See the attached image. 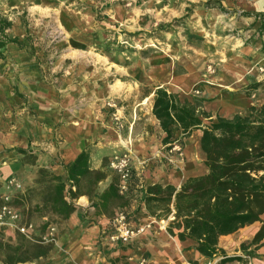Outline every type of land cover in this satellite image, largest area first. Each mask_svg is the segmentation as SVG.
I'll list each match as a JSON object with an SVG mask.
<instances>
[{
  "label": "rangeland",
  "instance_id": "1",
  "mask_svg": "<svg viewBox=\"0 0 264 264\" xmlns=\"http://www.w3.org/2000/svg\"><path fill=\"white\" fill-rule=\"evenodd\" d=\"M221 1L0 0V17L12 21L8 34L22 41L21 45L9 43L4 49L6 57L0 58V156L5 155L0 158V204L4 195H11L23 211L22 223L34 224V242L52 246L46 256L19 264H110L101 260L95 241L78 245L80 231L70 229L67 220L43 206L45 184L34 181L28 186L22 172L4 173V167L16 160L36 163L38 155L48 151L47 132L55 133L59 145L64 142L65 127L66 132L84 127L92 137V150H104L108 173L112 155L130 147L113 143V130L127 138L125 132L133 120L137 119L138 130L146 127V104L137 110V118L131 113L148 88L164 82L165 77L182 83L193 72L190 87L180 92L201 105L219 100L226 92L247 94L254 105L262 101L264 78L257 89H248L258 83L253 80L247 86L236 81L232 90L221 92L216 86L226 70H233V61L243 58L235 50L243 31L234 26L231 15L219 9ZM245 1L224 0L223 7L241 9ZM257 71L264 77V63ZM118 81L124 84L120 90H116ZM200 92L203 96L196 95ZM37 105L49 109L40 111ZM161 135L158 131L153 139L159 141ZM175 137L172 144L160 143L157 149L145 150L144 146L140 155L130 148L135 171L142 172L140 158L168 170L179 164L185 156L184 143L178 140L179 131ZM27 140V152L19 153L17 148ZM12 176L22 183L21 189L8 186ZM91 183L88 178L82 186L89 189ZM140 195L135 191L128 205L136 209ZM161 220L169 225L171 219ZM52 226L56 227L55 239L42 242ZM12 231L4 233L6 241L21 236L18 230ZM67 237L75 240L64 241Z\"/></svg>",
  "mask_w": 264,
  "mask_h": 264
},
{
  "label": "crops",
  "instance_id": "2",
  "mask_svg": "<svg viewBox=\"0 0 264 264\" xmlns=\"http://www.w3.org/2000/svg\"><path fill=\"white\" fill-rule=\"evenodd\" d=\"M223 1L221 2L225 5ZM239 6L241 9L228 8L229 12L224 13L231 15L230 20H233L234 26L243 31V36L241 35L242 37L238 38L235 43V50L241 51L240 55L243 56V58L241 57L239 61H233L234 66L231 67L233 69L232 71L227 73L226 71L228 70H226L224 72L222 82L216 84V86L220 88V92L225 89L232 90L231 86L235 84L236 81L239 82L238 84L241 83V85L244 84L245 86L252 80L258 82L259 86L263 85L262 81L264 77L259 76L257 70L258 65L264 63V29L261 27L264 23V18L257 15V13L264 12V0H249L248 2L246 0L244 4L241 3ZM164 79V82H157L152 87L148 88V92L144 93L141 98L142 100L136 104L135 113H131V116L134 115V118H137V110L142 109V106L146 104L147 115L145 116L146 120H148V123H145L146 127L144 126V128H142L143 130H138L139 124L136 125L137 119L133 120V122L130 123L129 129L125 132L127 138L123 137L121 133L114 129V134H112L113 143L128 145L130 147L127 151L133 148L138 151L136 153L139 155L144 146L146 150L157 149L158 146L161 145L160 143H162L165 132L162 130L158 119L154 116L152 111L156 98L155 91L159 87H165L170 92L178 93L182 99L187 98L191 102H196L193 97H183L180 92L190 87L192 80L195 79L193 72L188 76L187 80L182 83L170 77H165ZM123 85L121 81H118L116 90H120ZM135 92L138 93V91ZM226 93L228 94H226V96H221L219 100L205 101V104L202 105L203 109L212 114L210 118H204V123L209 124L211 119L215 121L218 114L225 117H231L236 113L243 114L245 109L248 110L250 106L254 105L253 102L250 103V97L247 94ZM196 95L203 96L201 92ZM263 102L264 96L262 97V101L255 105L260 106ZM40 106L37 105L40 111L49 109L46 105L45 108H40ZM219 108H222V112L218 111ZM83 128L84 127H79L66 132L65 127L64 142L59 145L57 144L55 133L53 131L47 132L46 135L48 139L46 141L48 144V151L44 153L43 156L39 154L36 163H24L22 160H16V162L6 165L4 167L5 175H12L14 171L22 172L23 178L26 180V185L28 184L29 186V184L32 185L34 181L35 184H37L36 180L39 176V169L45 167L55 174L62 176L65 180L67 176L65 165L74 161L83 149L91 147L90 139L92 137H89L88 133H86V130ZM158 131H160L162 135L160 140L156 141L153 139V135ZM177 131H179L178 128H176V132ZM136 133H138L137 137L133 136V134L136 135ZM42 134L43 133H41V135L38 134L39 136L37 135V139H41ZM201 135L202 129L198 128L193 130L190 137L184 139L185 156L180 160L179 164H175L174 167L169 170L164 166L155 165L152 161H150L151 165L147 162L148 159L140 158L138 161L142 167V172L139 173L135 171L134 162H132V182L129 191L125 194L119 191L118 175L112 170L108 173L107 171L105 172L103 160L105 156L104 150L93 149L92 151L94 152L91 154L90 162L91 170H101L106 176L97 183L91 184L89 189L84 188L82 183L88 180L89 177H91V182L94 181L93 175L83 177L80 181L79 190L82 193L74 199L76 209L70 217L65 219L70 229H78L80 231L76 243L86 246L87 242L93 241L94 244L96 242L98 246L95 245V247L98 249V253L103 255L101 260L107 259L110 264H136L140 257H146L148 259V264H264V244L259 245V247L254 250L255 256H250L246 251H242L241 249V244L243 242L249 243L261 227L264 226V213L260 221L245 225L233 233L221 235L219 239V248L222 249L224 253L218 252L214 257H209L205 256L197 249L195 240L191 238L181 240L177 236L170 234L167 230V221L157 219L150 215L141 199V195L139 205H137L136 209L132 204L131 206L128 205L135 191L141 194V189L149 184L158 182L164 185L173 184L179 188L187 178L206 174L208 172V167L205 164L206 154L201 148ZM145 138L149 140H145ZM28 145L29 140H27V143H23V147L21 148L26 149ZM30 148L34 149L33 146H30ZM34 150H39V147H36ZM4 156L5 155L2 157L0 156V158L5 159ZM146 166L148 167L146 168ZM7 168L10 170H6ZM111 183L115 184L122 198L111 199L109 203L102 205L101 195ZM70 185L71 182H67L65 195L68 200H70L68 193ZM72 188L76 190V186L73 185ZM38 206L41 207L40 203H38ZM121 209L127 211L131 224L138 225L151 222L152 225L145 233L137 236L129 243H112L108 241L107 236L112 230L113 217ZM20 210L22 211L21 208ZM11 229L13 230L11 226H6L3 227L1 231L7 234L12 231ZM64 239V241L70 240L71 242L75 240L72 237ZM255 247L256 245H252L250 249H254ZM224 254L241 255L243 259L222 263L221 259L224 257Z\"/></svg>",
  "mask_w": 264,
  "mask_h": 264
},
{
  "label": "trees",
  "instance_id": "3",
  "mask_svg": "<svg viewBox=\"0 0 264 264\" xmlns=\"http://www.w3.org/2000/svg\"><path fill=\"white\" fill-rule=\"evenodd\" d=\"M218 7L229 12L221 3ZM257 15L264 18V12ZM11 26V20L0 17L2 59L6 57L4 49L9 43L22 44L17 37L8 34ZM261 27L264 29V23ZM258 86L259 83L251 84L248 89H257ZM155 92L152 111L165 132L162 143L172 144V140L177 139L176 128L180 131L178 140L182 144L193 130L202 129L200 143L206 154L208 172L187 178L179 188L173 184H149L141 189V199L150 215L157 219H171L167 227L170 234L181 240H195L202 254L214 257L218 252L224 253L219 248L221 235L260 221L264 213V102L260 106H250L245 114L236 113L231 117L218 114L216 120L211 119L208 124L204 123V118H210L212 114L202 105L182 99L178 93L165 87H159ZM17 150L19 153L27 152L21 147ZM91 154L92 148H85L74 161L66 164L65 180L45 167L39 169L36 183L45 184L42 204L47 210L67 219L76 209L74 199L82 193L79 190L81 179L93 175V184L106 176L101 170H91ZM67 182H71L68 189L70 200L65 195ZM73 185L76 190H73ZM101 197L102 205L111 199L122 198L114 183ZM18 233L21 236L14 237V241H6L4 232L0 231V264L33 261L46 256L52 249L49 244L34 242ZM262 244L264 226L249 243L243 242L241 249L255 256L254 250ZM252 245L256 247L250 249ZM242 259L241 255L224 254L221 262Z\"/></svg>",
  "mask_w": 264,
  "mask_h": 264
},
{
  "label": "built area",
  "instance_id": "4",
  "mask_svg": "<svg viewBox=\"0 0 264 264\" xmlns=\"http://www.w3.org/2000/svg\"><path fill=\"white\" fill-rule=\"evenodd\" d=\"M210 70L214 71L213 66H210ZM109 167L119 177V191L122 194L127 193L130 189L133 177L132 156L130 152L126 150L114 154L110 158ZM8 186L21 189L22 183L17 177L12 176L8 178ZM171 218L173 217L171 216ZM22 222V211L13 203L11 195H4L3 202L0 204V231L3 227L11 226L15 230H18L21 234L25 235L28 239L36 241L34 224L32 222L23 224ZM151 225V222L141 223L138 225L131 224L127 211L125 209H121L112 219V230L107 236V239L112 243H129L137 236L145 233ZM55 230L56 227L52 226L49 234L43 237L45 241L42 242L54 240L57 235ZM136 264H148V259L146 257H140Z\"/></svg>",
  "mask_w": 264,
  "mask_h": 264
}]
</instances>
